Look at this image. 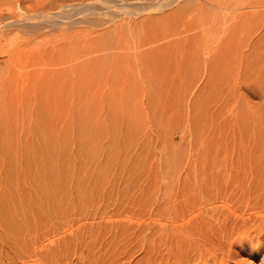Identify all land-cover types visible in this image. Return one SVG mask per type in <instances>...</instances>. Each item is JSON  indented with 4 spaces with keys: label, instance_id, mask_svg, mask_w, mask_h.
<instances>
[{
    "label": "rangeland",
    "instance_id": "rangeland-1",
    "mask_svg": "<svg viewBox=\"0 0 264 264\" xmlns=\"http://www.w3.org/2000/svg\"><path fill=\"white\" fill-rule=\"evenodd\" d=\"M259 197L264 0H0V221L217 228ZM233 239L206 263L264 264Z\"/></svg>",
    "mask_w": 264,
    "mask_h": 264
},
{
    "label": "bare ground",
    "instance_id": "bare-ground-1",
    "mask_svg": "<svg viewBox=\"0 0 264 264\" xmlns=\"http://www.w3.org/2000/svg\"><path fill=\"white\" fill-rule=\"evenodd\" d=\"M70 5L72 4L70 3ZM61 9L63 8L61 7ZM47 200L49 199L46 197ZM112 211L114 212L110 213L109 211L108 219L105 218L107 221L103 219V222L101 219V223L89 224L90 226L84 222L80 224L73 220L74 223L67 219L53 223H50L48 219V221L24 220L30 214L23 216L22 220L21 215L24 214L21 213L23 212L18 213V215L21 214L20 217L18 216L21 220L3 221V219L0 221V264H58L60 261L71 258L73 253L76 255L74 263L77 261L76 264H84L83 247L86 243L91 242L93 249L86 248L91 254L89 264H199L222 258L226 252L225 248L233 245L232 243L235 241L233 238L244 241L252 234H256L264 241V197H259L254 202L242 201L232 207H227L226 213L224 211L220 215H211L212 218L220 221L217 228L214 227L216 225L203 227L205 223H201V220L197 219L198 217H190L192 214L190 210V214L188 211L179 217L175 216L176 219L178 217L177 221H167L171 224H166V222V225L164 224L165 217L163 223L160 221L162 219L152 218L151 222H141L142 220L136 216L134 218L137 220L128 215H124V219L123 214L118 213L119 211ZM6 215L9 216V214ZM118 216L123 219L117 218ZM156 216L154 217L158 218ZM15 217L13 216L14 219H16ZM29 219L31 218L29 217ZM205 219L208 220L206 217ZM194 222L196 227L192 226ZM207 224H209L208 221ZM166 227L170 231L168 234L163 232ZM151 230L155 233L150 232ZM100 237L101 239H99ZM60 250L67 251L65 252L66 257L65 253L63 255V251ZM70 250L72 253L69 252ZM138 253L140 257L136 258Z\"/></svg>",
    "mask_w": 264,
    "mask_h": 264
}]
</instances>
